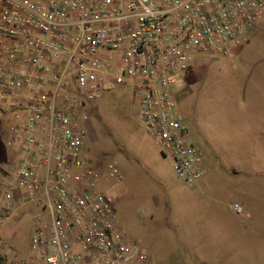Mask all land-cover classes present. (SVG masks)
<instances>
[{
  "label": "built area",
  "instance_id": "built-area-1",
  "mask_svg": "<svg viewBox=\"0 0 264 264\" xmlns=\"http://www.w3.org/2000/svg\"><path fill=\"white\" fill-rule=\"evenodd\" d=\"M263 14L264 0H0V225L16 201L33 208L29 244L42 264H145L82 155L91 105L131 85L138 121L176 176L196 182L203 151L173 87L195 55L225 53ZM103 176L123 173L108 161Z\"/></svg>",
  "mask_w": 264,
  "mask_h": 264
},
{
  "label": "rangeland",
  "instance_id": "rangeland-1",
  "mask_svg": "<svg viewBox=\"0 0 264 264\" xmlns=\"http://www.w3.org/2000/svg\"><path fill=\"white\" fill-rule=\"evenodd\" d=\"M173 91L189 139L203 151L202 177L176 176L136 118L131 85L113 84L85 121L82 155L98 190L128 238L148 250L145 264H264V14L225 53L195 55ZM2 133L0 113V161ZM108 161L121 180L103 176ZM32 215L26 209L0 225V264H41L29 244Z\"/></svg>",
  "mask_w": 264,
  "mask_h": 264
},
{
  "label": "crops",
  "instance_id": "crops-1",
  "mask_svg": "<svg viewBox=\"0 0 264 264\" xmlns=\"http://www.w3.org/2000/svg\"><path fill=\"white\" fill-rule=\"evenodd\" d=\"M12 206H13V208H12L11 218H15V217L17 218L18 216L22 215L26 209H33L31 207H28L26 204L22 205L21 203H17L16 201H12ZM147 259H148V257H147Z\"/></svg>",
  "mask_w": 264,
  "mask_h": 264
}]
</instances>
